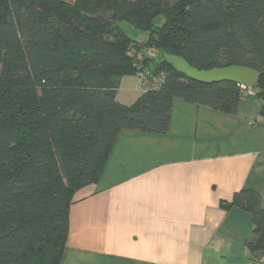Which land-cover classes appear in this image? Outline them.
Masks as SVG:
<instances>
[{"label": "trees", "instance_id": "1", "mask_svg": "<svg viewBox=\"0 0 264 264\" xmlns=\"http://www.w3.org/2000/svg\"><path fill=\"white\" fill-rule=\"evenodd\" d=\"M165 53L257 69L264 114V0H0V264H61L75 193L101 178L121 130L168 132L175 98L235 113L250 95L189 79ZM128 75L132 104L117 98ZM222 206L252 213L246 245L264 258L260 191Z\"/></svg>", "mask_w": 264, "mask_h": 264}, {"label": "crops", "instance_id": "2", "mask_svg": "<svg viewBox=\"0 0 264 264\" xmlns=\"http://www.w3.org/2000/svg\"><path fill=\"white\" fill-rule=\"evenodd\" d=\"M262 107L256 94L235 113L175 98L168 132L121 130L75 193L61 264H264L246 245L252 213L222 206L251 187L264 208Z\"/></svg>", "mask_w": 264, "mask_h": 264}, {"label": "water", "instance_id": "3", "mask_svg": "<svg viewBox=\"0 0 264 264\" xmlns=\"http://www.w3.org/2000/svg\"><path fill=\"white\" fill-rule=\"evenodd\" d=\"M164 59L189 79L206 84L227 81L237 83L244 88H250L260 75L257 69L246 65H228L200 70L179 55L165 53Z\"/></svg>", "mask_w": 264, "mask_h": 264}, {"label": "rangeland", "instance_id": "4", "mask_svg": "<svg viewBox=\"0 0 264 264\" xmlns=\"http://www.w3.org/2000/svg\"><path fill=\"white\" fill-rule=\"evenodd\" d=\"M123 26L125 27L128 34L138 41L146 40L148 37L147 33H144L143 31L138 30L132 26ZM155 57H159V55L156 54ZM252 89L254 90V92L256 91L254 87ZM118 91L121 97L124 98V100H128V102H130L128 104L134 103L137 100L138 96L141 95V91L138 89V78L136 77V75H128L123 77Z\"/></svg>", "mask_w": 264, "mask_h": 264}, {"label": "built area", "instance_id": "5", "mask_svg": "<svg viewBox=\"0 0 264 264\" xmlns=\"http://www.w3.org/2000/svg\"><path fill=\"white\" fill-rule=\"evenodd\" d=\"M141 86H140V83H138V89H141L140 88ZM244 88V87H243ZM246 89V95H248V94H253V90L251 89V87L250 88H245Z\"/></svg>", "mask_w": 264, "mask_h": 264}]
</instances>
